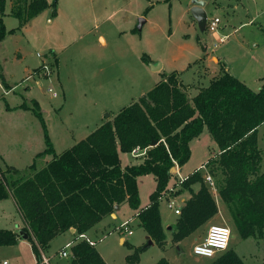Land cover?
<instances>
[{"label":"trees","instance_id":"obj_1","mask_svg":"<svg viewBox=\"0 0 264 264\" xmlns=\"http://www.w3.org/2000/svg\"><path fill=\"white\" fill-rule=\"evenodd\" d=\"M6 2L0 0V43L49 7L53 6L56 14L58 4V0L51 5L47 0H11L10 15L20 25L7 30L3 21ZM143 59L150 61L146 56ZM55 62L57 66V59ZM32 103L24 102L17 108L33 112L42 125L46 149L37 158H52L41 169L35 161L29 166L31 173L14 166L1 170L0 201L15 200L27 222L23 231L29 235L38 264H46L43 253L59 235L72 229L77 235L86 234L110 217L116 206L128 204L139 210L138 179L147 175L156 178L157 188L136 219L157 245L164 246L168 235L162 223L160 200L174 177L172 168H182L191 159V142L206 128L220 150L206 166L217 177L216 190L231 215L234 230L242 239L264 240V160L259 148V128L264 124V80L260 91L255 92L223 71L191 98L177 72L163 74L138 102L126 105L114 120H107L60 155L40 104L35 100ZM153 142L156 145L152 147ZM137 147L148 148L147 157L141 163L123 167L121 154H130ZM196 184L200 185L198 191L194 189ZM185 192L192 196L172 225L174 243L196 233L219 213L215 196L199 170L174 195ZM18 237V233L0 229V246H14ZM148 246L137 247L125 264L138 263ZM97 249L85 240L74 241L71 264H107ZM156 264L170 262L163 257ZM210 264L246 263L229 247Z\"/></svg>","mask_w":264,"mask_h":264},{"label":"rangeland","instance_id":"obj_2","mask_svg":"<svg viewBox=\"0 0 264 264\" xmlns=\"http://www.w3.org/2000/svg\"><path fill=\"white\" fill-rule=\"evenodd\" d=\"M49 1L51 3H48L51 5L56 0ZM59 1L63 0H58L56 14H54L55 8L49 7L48 12L45 13L50 11V14L39 15L26 31L27 38L30 40L32 37L33 41L30 40L32 46H28L26 38L19 33L14 38L16 40L13 43L14 47L9 44V39L0 43V171H7L8 167L14 166L20 171L31 173L29 166L33 165L35 161L39 169L48 163L45 162L46 160L52 158L49 156L37 158V155L46 149L42 125L33 112L16 109L22 103L33 105V100L38 101L56 153L60 155L94 132L107 120H114L122 108L138 102L143 91L149 92L162 79L160 74L152 71L150 64L162 62L163 57L171 52L166 37L174 32L170 20L171 10H169L172 0L170 2L161 0L163 2L160 4H157V0H100L95 10L102 14V20L96 24L92 19L90 21L82 20V22L79 21V26L76 25L78 21L70 18L66 12L65 16L60 14ZM230 4L233 7L240 5L239 0H230ZM6 5V14L3 16L4 24L7 30L16 29L20 24L17 18L10 15L11 0H7ZM232 6L226 5V8L218 12L221 20L219 26L221 29L228 27L230 41H236L238 35L242 37V34L250 40L262 38L264 31L260 23L264 25V15L261 12L259 13L260 20L257 17L252 27H246L241 33L234 35L235 27H238L242 21H248L249 18L244 11L242 12L240 9L235 11ZM106 8L110 13L122 8L120 15L123 17L127 15L126 12L133 15L129 22L117 24L119 14L115 19H108L105 16ZM136 12H143L144 16L141 17ZM188 15L194 19L190 10ZM214 15L213 11H209L208 19H213ZM253 16L254 13L250 15V17ZM140 17L152 20L144 24L141 30L138 29ZM50 20L53 21L50 22ZM195 25H197L199 37L194 39V43L200 44V40L205 42L207 39L213 47L217 39L216 32L209 29L203 32L198 23ZM219 30L217 31L219 32ZM100 35L105 36L107 46L100 41ZM20 36L25 42H19L18 45ZM192 36L195 35L192 34ZM175 37L180 42L187 39L188 34L179 33ZM194 45L198 48L197 44ZM17 46L23 56L28 55V58H21V61L19 58L17 61L14 55ZM61 47L64 50H60ZM53 48L57 49L63 62L60 68V82L64 86V89L62 87L61 89L64 90L65 95L61 92L60 83L56 80L55 63L51 62L50 64V75L41 66L31 70L37 65L30 67L29 73L25 71L33 62L37 64L31 54L36 55L37 52L49 54ZM92 53L95 54L92 55ZM16 55L19 56L18 53ZM183 55L185 54L183 53ZM144 56L149 57L150 61L146 63L143 59ZM261 58L255 62L251 60V66L247 71L248 86L255 92L260 91L262 87L258 78L264 76V66L262 65L264 56ZM256 62H260V65L257 66ZM237 67L239 68L238 63ZM13 75L16 77L14 78ZM3 80L9 84H15L14 92L6 93L8 90L5 88ZM263 80L261 79L262 82ZM49 88H52L58 96L55 97L53 92L50 93ZM215 141L207 128L199 139L192 141L191 159L182 167V172L179 167H175L176 170L172 171L174 177H172L168 188L174 187L178 191L181 187L179 184L181 178L188 177L199 170L218 203V215L212 223H207L196 233L179 243H174L170 238L172 233L169 227H172L179 218V215L175 213V208L183 207L192 195L185 192L176 196L173 193L175 206L172 209L168 206L167 198L161 199L160 210L164 226L166 225L164 229L167 232L168 240L162 247L157 244L147 247L140 254L139 262L136 264H156L163 257L168 259L170 264H210L213 258L196 256L193 253V248L204 240L211 224L227 225L231 228L233 234L230 248L235 250L246 264H264V240L242 239L239 236L240 234L233 228L231 215L216 190L217 177L210 172L208 167L201 169L202 164L208 163L219 155V148ZM259 142L264 160V124L259 128ZM122 156V162L126 165L138 164L144 160V157L135 158L131 153ZM262 171H264V161ZM205 175L212 177L215 187L206 180ZM10 176L12 175L7 174V177ZM138 181L141 205L145 206L150 202V195L157 188V181L153 175L141 177ZM199 189L200 185L198 184L197 191ZM135 213V210L133 211L128 204H124L123 209L118 213L119 220L111 221L114 224L102 228L100 233L95 235L97 248L102 251L109 264H125L127 257L132 255L137 247L148 244L143 236L144 231L139 229L138 222L133 221ZM113 214H116V211ZM110 217L113 218L112 220L116 219L115 216L111 215ZM127 221H130V231H133L131 228L133 223L132 227L135 229V233L123 235L132 246L121 245L118 241L120 236L118 231L124 227L121 225ZM121 222L123 223L120 225ZM21 224H23L22 216L11 198L0 204V228L17 230ZM78 236L76 234V240H80ZM64 240L61 239L58 244H55L56 247ZM28 247L25 245L20 248L0 246V264H3L4 260H8L10 264L22 263V260L29 257ZM71 262V257L53 260V264H70Z\"/></svg>","mask_w":264,"mask_h":264},{"label":"crops","instance_id":"obj_3","mask_svg":"<svg viewBox=\"0 0 264 264\" xmlns=\"http://www.w3.org/2000/svg\"><path fill=\"white\" fill-rule=\"evenodd\" d=\"M47 1L49 3H51L49 0H47ZM99 1L100 0H63V1H59L60 14H64V16H65V12H66V14L70 18L74 19L75 21H78V24H76L77 26L80 25L79 21H81V22H82V20H85V21L89 20L90 21L91 19H92L93 23L96 24L102 20V14H100L99 11L97 12L95 10V8L98 6ZM150 1H152V0H150ZM157 2H158L157 4H160L163 1L157 0ZM239 3H240V5L233 7L232 4H230V0H207L204 8L207 11V13H209V11H213L215 13L214 18H219V15H218L219 10L226 8V5H228L229 7L232 6L235 11L239 10V9L242 10V12L244 11L249 19H248V21L240 22L238 27H235V29H234L235 30L234 35H235V34L241 33L246 27H252L253 24L255 23L257 17H258V20H260V18H259L260 12L264 15V0H243V1L239 0ZM191 7H192V0H172L170 2V6H169V10H171L170 11V20H171L172 27H174V32H173V34H168V36L166 37V41H167L168 45H170V47H171L170 48L171 52L169 55H166L165 57H163L162 62H160L161 65H163V66L161 67L160 71H156L155 73L160 74L162 77L163 74H170L173 72H177L180 75V78H181L182 82L184 83V85L187 86V91H188V94L191 98H194L202 88L210 86L209 84L211 83V81L214 78L220 76L223 73V71H227V72L231 73L232 75H234L235 77H237L238 79L243 81L248 86L249 81L247 78V71L251 66V63H252L251 60H253V62H255L256 60L258 61V59L260 60V58L264 56V35L262 38L259 37V40L258 39L250 40L247 36L242 34V37H239V35H238L236 41L231 42L230 41V33L227 32L228 27H226V29H221V27L219 26L218 29H220V30H219V32L218 31L216 32L217 39H216L213 47L209 44L207 39L205 42L200 40L199 41L200 44L194 43V39H196L198 36L197 29H196L197 25H195V24H197V21L195 19H191L188 15ZM48 10H45L43 13L48 12ZM105 10H106L105 16L108 19H115L116 16L119 14V18L117 19V24L123 23V22H129L131 15H133L130 12L129 13L126 12V14H127L126 16H124V17L121 16L120 13H121L122 8L121 9L118 8L117 11H114L112 13L107 12V8ZM77 11H79L78 14H77ZM252 13H254V16L250 17V15H252ZM46 14H50V11H49V13H45V15ZM136 14L137 15L140 14L139 16H141V17L144 16L143 12H136ZM141 17H140V19H141ZM36 18H38V16L35 17L34 19H32L27 25H25L21 31H17L14 34L7 35V37L5 38L4 41L9 39V42H10L9 44L13 46V43L16 42V40L14 38H16V35L19 33L20 35H22L23 37L26 38L27 45L32 46V44H31V41H33L31 39L32 37L30 38V40H31L30 41L26 36V31L28 30L29 26L31 25L32 22H34V20ZM52 21L53 20H50V22H52ZM151 21L152 20L150 18H148V20H145L144 24L149 23ZM263 22H264V18H263ZM220 23H221V21H220ZM260 24H261L262 30L264 31L263 23H260ZM179 33H187L188 38L183 39L180 42H178L176 40L175 35H177ZM192 34L195 36H192ZM23 37H21V36L19 37L18 45H19V42H25ZM222 37H228V38L224 43L217 44L219 39ZM99 39L103 45L107 46V41H106L105 36L100 35ZM4 41H2V42H4ZM194 44H197L196 46L198 48H196ZM252 44H253V47H252ZM61 49L64 50L62 47L60 48V50ZM16 53H18L19 56H17ZM183 53L185 55H183ZM39 54L42 57H40ZM94 54L95 53H92V55H94ZM14 55L16 56L17 61L19 58H20L19 59L20 61H21V58H28L27 57L28 55L23 56V54H22V52L18 46H17V49L14 51ZM31 57L37 61V64H35L34 62H33V64H30L28 66V68L25 70L28 73L31 70H34L35 68L42 66L44 63H49V64H51V62L56 63L55 59H57L58 63H57L56 72H55V74L57 75L56 80H57V82L60 83L59 84L60 90L63 93V95H65L64 94L65 92L63 90L64 86L60 82L61 81L60 68H61V66H62L61 64L63 62L60 59V54L58 53L57 49L53 48L49 54H46V53L42 54L40 52H37L36 55L31 54ZM237 63H238L239 68L237 67ZM258 64L260 65V62L257 63V66H259ZM34 65H37V66L34 67ZM262 65L264 66V63H262ZM30 67H34V68L29 70ZM13 77L15 78L16 76L13 75ZM4 79H6V78H4ZM258 79H259L258 82L262 83L261 85H263V82L261 81V79H264V76L262 78L259 77ZM6 80H5V84H6L5 88L8 90L6 93L9 94L10 92H14L13 90H14L15 84H9ZM61 87L63 89H61ZM146 93L147 92L143 91L140 98L143 95H145ZM199 138H197V139H199ZM197 139H195V140H197ZM219 152H220V150H219ZM122 155L123 154H121V156ZM122 157H121V161H122ZM49 161L50 160H46L45 162H49ZM128 165H133V164H127L126 165V164H123V162H122L123 167L128 166ZM44 166L45 165L41 166L39 169L43 168ZM182 170H183V168H180V172H182ZM138 183H139V181H138ZM197 185L194 186L196 191H197ZM8 199H10V198H8ZM8 199L0 201V204L5 203ZM11 199L14 202L18 212L20 213V215L22 216V219H23V224H21V226L19 228H17V230L9 229V230L19 234L18 242L16 245H14V247L20 248L22 245L29 246L28 247L29 248V257L27 259L22 260V263H16V264H38L37 258L33 252L32 244L29 241V238L25 239L23 235H20V232H24L23 229L26 228L27 222L25 221L22 213L20 212L15 200L13 198H11ZM149 203L146 204L145 206L141 205L140 209L147 207L149 205ZM122 209H123V205L119 206V210H116V214H112V216L116 217L115 220H112L113 219L112 217L105 218L101 223H99L93 229H91L89 232L86 233L87 237H89L91 240H93L97 243V241L95 240V235H98L100 233V231L102 230V228H106V226H109V224H114V222H111V221H118L119 220V214L118 213ZM139 210H135L136 213H135V216L133 218V221L135 223L138 222L136 219V215L138 213H140ZM215 218H213L208 223H212V221ZM122 223L123 222H121L120 225ZM162 223H163V227L165 228L166 225L164 226L163 217H162ZM101 224H103V225H101ZM132 224H131V228L133 229V234H134L135 229L132 227ZM211 225H213V224H211ZM0 229H3V228H0ZM139 229L141 231H144V233H143L144 239H146V241H148L149 235L147 234V231H145L143 228H140V227H139ZM69 235H72V236H69ZM170 238H172L171 235H170ZM61 239H65V240L62 241L61 243H59L58 247H56L55 244H58V242ZM74 241H76L75 229L74 230L72 229V230L65 232V233L59 235L58 237H56L51 242L48 250H46L43 253L44 262L46 264H53V260L55 258H60V259L63 258L61 256V252L64 250V248H66V245H68L69 243L74 242ZM118 241H119V244H121V245H126V244L131 245V243H129L126 240L123 233H120ZM155 245H156V243L154 242V244L151 246H155ZM151 246H148V247H151ZM97 247L98 246L96 244V248ZM97 250L99 251V253L103 257V259L106 261V263L109 264V262L106 260L102 251L100 249H97ZM69 253L71 254L70 250H69ZM66 258H68V257H66ZM5 261H7L8 264H10V262L8 260H4L3 264Z\"/></svg>","mask_w":264,"mask_h":264},{"label":"built area","instance_id":"obj_4","mask_svg":"<svg viewBox=\"0 0 264 264\" xmlns=\"http://www.w3.org/2000/svg\"><path fill=\"white\" fill-rule=\"evenodd\" d=\"M220 18H214V19H208L207 21V29L211 30L212 32H217L218 28H219V23H220ZM228 37H222L219 39L217 44H221L224 43L227 40ZM40 57H42L39 54ZM50 64L49 63H44L41 67L42 69H44V71L48 72V75H50ZM50 93L53 92L52 88L48 89ZM53 95L55 97L58 96V94L56 92H53ZM147 152H148V148H140L137 147L135 149H133V151L131 152V154L137 158V157H144V159L147 157ZM207 163L202 164L201 169H206L207 168ZM198 171V170H196ZM206 176V180L213 186L214 183L212 181V177L209 175H205ZM188 177H184L181 178L180 180V185L187 179ZM176 192V189L174 187L168 188V190L163 194L162 198H167L169 200V208H173L174 205V200L173 198L174 195L173 193ZM184 202V201H183ZM182 211V206H178L175 208V213L177 215H180ZM129 224L130 221L125 222L124 224H122L121 226H124L120 229V233H128V234H133V231L129 230ZM125 229V230H124ZM232 230L229 226L227 225H221V224H213L210 226L209 230H208V234L206 235V237L204 238V240L198 244H196L193 248V253L196 256L199 257H205V258H215L217 257L219 254L224 253L225 251H227L230 247V242L232 239ZM78 238H80V240H85L87 241L90 245L92 246H96V242L91 240L89 237H87L86 234H81L78 236ZM74 244V242L69 243L68 245H66V248H64V250L61 252V256L62 257H71V254L69 253V250L71 249L72 245ZM4 264H8L7 261L4 262Z\"/></svg>","mask_w":264,"mask_h":264},{"label":"water","instance_id":"obj_5","mask_svg":"<svg viewBox=\"0 0 264 264\" xmlns=\"http://www.w3.org/2000/svg\"><path fill=\"white\" fill-rule=\"evenodd\" d=\"M207 0H192V7L190 9V12L192 14V16L194 17V19L197 21L199 28L201 29V31H206L207 29V21H208V13L205 10V5H206ZM145 23V19L141 18L140 19V24H139V30H141L143 28V25ZM151 65V69L152 71L156 72V71H160L161 67L163 65H161V63L158 64H150ZM156 145V142L152 143V147ZM175 167L172 168V171H175ZM116 210H119V206H116L115 208ZM171 226L169 227V230H171ZM74 230V229H73ZM20 235H23L25 239L29 238L28 234H25L24 232H20ZM148 244L149 246L154 244V241L150 238V236H148Z\"/></svg>","mask_w":264,"mask_h":264}]
</instances>
